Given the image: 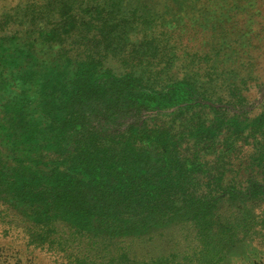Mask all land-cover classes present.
<instances>
[{
	"label": "trees",
	"instance_id": "obj_1",
	"mask_svg": "<svg viewBox=\"0 0 264 264\" xmlns=\"http://www.w3.org/2000/svg\"><path fill=\"white\" fill-rule=\"evenodd\" d=\"M128 32L94 35V55L85 56L73 29L56 24L44 38L57 51L54 59L41 63L36 49L32 66L6 82L16 93L6 95L11 117L0 122V145L13 140L18 147L0 174V198L20 197L35 225H52L49 245L64 264L172 262L141 259L123 246L115 253L93 249L99 234L120 241L150 236L165 218L177 223L214 212L217 224L234 207L264 225L256 220L264 215V110L250 114L246 89L214 93L217 78L198 74L209 61L178 53L170 36ZM42 164V180V172L30 177ZM243 173H250L245 191L237 182ZM36 180H45L42 193H34ZM241 198L247 202L237 204Z\"/></svg>",
	"mask_w": 264,
	"mask_h": 264
},
{
	"label": "rangeland",
	"instance_id": "obj_2",
	"mask_svg": "<svg viewBox=\"0 0 264 264\" xmlns=\"http://www.w3.org/2000/svg\"><path fill=\"white\" fill-rule=\"evenodd\" d=\"M7 12L13 19L5 26ZM56 24L62 29H73L74 41H82L85 56L94 55V35L106 38L115 28L127 27L131 38L164 33L173 39L178 53L188 51L195 61H209L198 74L205 81L212 76L217 78L210 86L214 93L227 95L226 88L246 89L241 96L248 102L246 109H251L250 114L264 110V0H0V41L4 38L0 50V73L4 71L0 76L1 124L5 125L11 117L6 112L5 105L11 104L6 102V95L16 93L6 82L13 74L17 76L32 66L36 49H40L41 63L54 59L57 51L45 44L44 38ZM227 42L234 43V48L228 47ZM183 56L187 54H181V63ZM12 147H18L13 140H3L0 145V174L13 159ZM81 148L73 154H80ZM46 167L42 164L30 177L42 172L41 181ZM249 174L243 173L237 180L242 191ZM42 183L36 180L35 194L42 193ZM49 193L47 190L44 197ZM7 194L0 198V264L66 263L63 254L49 245L52 225H35L22 211L29 207L19 205L20 197L12 200ZM235 201L247 202L243 198ZM214 216L213 212L177 223H169L165 218L152 235L130 236L123 241L99 234L94 237L93 249L98 252L108 247L115 253L123 246L141 259L168 256V261H172L160 260L159 264H264V225L255 224L251 212L242 213L231 207L217 224L212 223ZM263 218L261 215L256 220ZM235 221L240 222L234 224ZM79 233L83 242L91 245V234ZM172 252L178 256L170 258Z\"/></svg>",
	"mask_w": 264,
	"mask_h": 264
}]
</instances>
